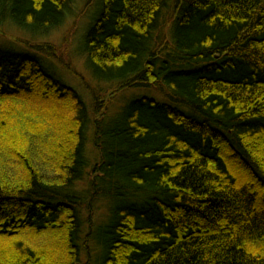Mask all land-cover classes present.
Here are the masks:
<instances>
[{"label": "trees", "instance_id": "trees-1", "mask_svg": "<svg viewBox=\"0 0 264 264\" xmlns=\"http://www.w3.org/2000/svg\"><path fill=\"white\" fill-rule=\"evenodd\" d=\"M83 1L0 0V23L49 33ZM82 50L166 103L107 123L99 98L88 173L86 104L0 49V264H90L91 239L93 264H264V0H101Z\"/></svg>", "mask_w": 264, "mask_h": 264}, {"label": "rangeland", "instance_id": "rangeland-1", "mask_svg": "<svg viewBox=\"0 0 264 264\" xmlns=\"http://www.w3.org/2000/svg\"><path fill=\"white\" fill-rule=\"evenodd\" d=\"M88 1L84 0L77 3L65 21L49 33H40L33 36L8 22L0 23V49L35 59L49 76L73 89L86 104L88 122L85 126L84 150L89 163L87 172L90 173L99 161L98 151L94 145L95 128L93 124L95 119L100 118L98 114L101 113L99 98L110 100L106 115L107 123L115 119L122 109L135 99L149 98L158 103H166V99L151 89L137 88L115 93L118 87L117 82H101L94 77L93 70L87 62L82 47L84 36L92 25L97 11L100 10L101 0H93L89 6L87 5ZM24 41H28L30 45H27ZM42 43L56 45L58 47L57 52L53 51L52 53L47 47L35 48ZM96 101H98L96 109L98 113L95 110ZM86 186L85 182L84 188ZM93 212L92 220L96 227L108 222L109 214L105 202L102 201L97 205ZM88 245L92 256V263L90 264H93L97 256V245L94 239H91ZM86 262L87 255L83 252L81 264Z\"/></svg>", "mask_w": 264, "mask_h": 264}]
</instances>
